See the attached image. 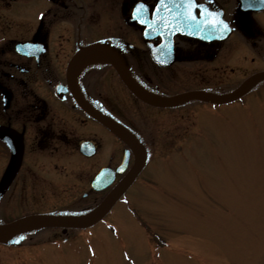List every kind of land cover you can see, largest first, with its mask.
Here are the masks:
<instances>
[{"label":"flooded vegetation","instance_id":"1","mask_svg":"<svg viewBox=\"0 0 264 264\" xmlns=\"http://www.w3.org/2000/svg\"><path fill=\"white\" fill-rule=\"evenodd\" d=\"M179 5L186 7L181 15ZM178 23L192 35L175 32ZM227 70L240 71V79L232 84ZM121 71L160 100L191 90L228 92L264 71V0H0V209L12 208L0 224L33 213L85 214L127 175L135 151L96 111L132 132L144 155L106 222L157 152L190 136L196 104L224 105L154 104L134 93ZM254 94L264 95V79L227 105L249 104ZM83 143H94V153L85 154ZM125 152L124 170L113 173ZM68 156L84 165L66 167ZM10 166L16 170L6 179ZM63 204L80 208L25 209ZM17 206L24 212L15 215ZM91 228H29L6 242L22 244L45 231L57 240Z\"/></svg>","mask_w":264,"mask_h":264},{"label":"rangeland","instance_id":"2","mask_svg":"<svg viewBox=\"0 0 264 264\" xmlns=\"http://www.w3.org/2000/svg\"><path fill=\"white\" fill-rule=\"evenodd\" d=\"M240 76L225 72L232 84ZM248 98L249 104H196L190 136L157 152L107 223L63 240L45 231L1 244L0 264H264V95ZM68 157L66 167L84 165ZM55 208L80 207L25 209ZM23 212L17 206L15 215Z\"/></svg>","mask_w":264,"mask_h":264},{"label":"water","instance_id":"3","mask_svg":"<svg viewBox=\"0 0 264 264\" xmlns=\"http://www.w3.org/2000/svg\"><path fill=\"white\" fill-rule=\"evenodd\" d=\"M184 31V30H182ZM264 78V72L257 73L247 80H245L239 87L236 89L219 95H214L210 93H206L204 91H190L183 94H178L173 96L169 99H165L162 103H177L184 99L189 98H199L208 101H213L217 103H225L236 99L237 97L241 96L245 93L251 85H253L256 81ZM127 81L128 85L133 89L138 95H142L141 91L137 89L135 85H133L127 78L124 77ZM146 96V95H144ZM151 102H158L157 99L152 97H146ZM97 117L101 118L116 134L120 137L125 139L128 144H130L135 152H136V164L128 177L124 179L112 192L111 194L92 212L83 216V217H66V216H52V215H32L28 216L19 220H16L13 223L7 224L0 228V240L5 239L6 236L12 234L15 230L22 228L26 225H35V226H43V225H63V226H76V227H83L88 226L99 220L105 213L109 210V208L114 203L117 196L123 191L128 184L132 181L134 176L136 175L137 171L141 166V159L138 161V152L136 146L135 138L129 133L122 125L118 122L114 121L113 119L103 117L100 113L95 114ZM127 157H125L124 162H126ZM15 170L12 168L8 169L5 174V178L8 179L13 175ZM120 171V167H119Z\"/></svg>","mask_w":264,"mask_h":264},{"label":"snow or ice","instance_id":"4","mask_svg":"<svg viewBox=\"0 0 264 264\" xmlns=\"http://www.w3.org/2000/svg\"><path fill=\"white\" fill-rule=\"evenodd\" d=\"M213 23L215 24V23H217L216 21H213ZM225 27H227V25H225Z\"/></svg>","mask_w":264,"mask_h":264}]
</instances>
